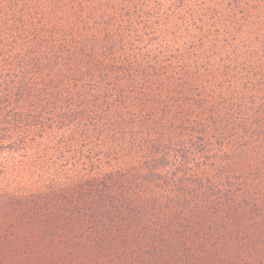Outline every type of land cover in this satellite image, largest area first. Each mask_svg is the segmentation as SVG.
Wrapping results in <instances>:
<instances>
[{
	"label": "rangeland",
	"instance_id": "rangeland-1",
	"mask_svg": "<svg viewBox=\"0 0 264 264\" xmlns=\"http://www.w3.org/2000/svg\"><path fill=\"white\" fill-rule=\"evenodd\" d=\"M109 1L107 12L91 10L92 21L108 15L117 48L92 62L134 75L152 61L159 72L146 73L149 83L112 73L63 82L58 101L28 96L48 88L41 67L50 63L39 54L31 67L29 58L56 29L53 2L28 0L3 17L0 264H264V186L240 166L251 108L224 79L225 57L245 41L240 31L198 19L187 0L134 10ZM92 28L91 38L65 41L101 45ZM193 57L199 70L216 69L204 84L184 77ZM150 96L148 133L139 124L150 111L139 100Z\"/></svg>",
	"mask_w": 264,
	"mask_h": 264
},
{
	"label": "trees",
	"instance_id": "trees-1",
	"mask_svg": "<svg viewBox=\"0 0 264 264\" xmlns=\"http://www.w3.org/2000/svg\"><path fill=\"white\" fill-rule=\"evenodd\" d=\"M27 1L28 0H0V33H2L4 29V15L8 13L9 10L15 12L14 10H18L24 6ZM40 1L41 3L45 2L47 4L53 2L54 5L52 6L57 13L54 15L55 17L49 16L55 18L56 29H52L53 32L49 34L50 37L47 38L46 41L45 39L43 40L44 45L46 44L45 47L38 46L39 53L29 58L31 67L35 65L36 56L39 54L41 64L43 60L51 64H47L43 68L41 67L43 84H48V88H43L44 91L41 89V91L39 90L37 92L30 90L28 94L29 99L43 100L44 97L49 96L50 98H54L55 101H58V99L62 98L61 96L56 98L57 93L55 92L59 87L61 88L64 86L63 82L73 81V83H81L85 78L89 77L99 78V80L103 82L111 78L109 74L112 73L117 75L124 74L126 76L129 74L127 78L128 82L136 83L138 81L139 83H149L148 80L150 79L145 76L146 73L149 71L151 73L159 72V67L152 61L149 63L151 65L150 69L147 71H140L138 69L134 75L131 70L129 73L126 69L115 71V68L112 67L110 63L98 64V62H92L93 55L96 51V53L105 56L110 55L113 51H116L115 49L117 48L115 40L109 37L111 20L108 18V15L104 18L96 19V22L100 20L97 23L92 21L93 13L91 10H95V12L97 10L103 13L104 11L107 12V5L110 4L109 0ZM40 1L37 0V3L39 4ZM144 1H147V3L149 2V0H124L122 6L134 10L138 9L137 3ZM33 2H36V0H30V3ZM186 3L196 4L197 10H195L194 16L198 19L212 18V22L217 21L223 28L232 24L233 26L231 27L240 31L241 39L243 38V40H245L242 43L240 41L236 44L238 48L234 47L231 50V54L228 53L227 57H225L226 61L230 63L231 71H224L226 73L224 79H229L233 89L232 94L238 93L239 96H243L246 100V105L251 108V112L246 119L247 122H250L249 127L252 128V132H250L251 137L249 138H246L245 135L241 133L242 136L247 139V143H245V146L241 149L245 163L240 166L243 167L244 170H254L255 173L251 179L245 180H250L254 183L259 182V184H261L260 186H264V113L261 112L264 108V0H187L185 4ZM25 13L29 15V11H25ZM26 19L29 18L27 17ZM20 22L21 23L15 22L13 25L26 24V22L22 20H20ZM27 24L31 26V23H28V21ZM93 24H96L99 28L100 35L102 34L104 36V41L101 45H93V43L88 42L87 39H83L81 42L74 43L73 45H70L69 41H65L72 37L81 39L87 38L88 36V38H91L93 36ZM19 32L21 33V30ZM245 43H249L253 48L248 46L243 47ZM63 61L67 62L65 68L62 67V64H64ZM186 62L184 77L190 82V85H193L194 82L204 84L208 80L207 76L209 77L214 73L212 71L216 70L213 66L207 69L205 68L206 70H199L203 62L201 57L189 58L186 59ZM223 62L221 64L224 67L226 63ZM47 66H51V69H47ZM66 68L68 70H63ZM144 69L145 68L141 70ZM43 70L47 71L45 72ZM228 72L231 73L230 76L227 75ZM28 73L27 71L25 77ZM204 87L205 88L202 87L203 91L207 89V86ZM47 91L49 94H45ZM210 93L213 94V91ZM53 94L54 97H52ZM69 95L72 94L67 93V96ZM72 98L73 96L70 97V99ZM148 98L139 100L141 106L146 107L148 111H150L145 114V117L142 118L144 121L139 125H141V129L148 130V133H151L152 129H149L151 127L149 122L155 102L151 105L154 98H151V96ZM120 105H122L125 110L128 109L126 101ZM170 113L171 112L168 114ZM246 128H248V125ZM246 128L242 127L241 130L247 131ZM256 173L257 175L255 176ZM121 205H125L128 209L135 210L128 199L122 201ZM142 208L143 207H141V209ZM253 232L256 234L258 233L257 230Z\"/></svg>",
	"mask_w": 264,
	"mask_h": 264
}]
</instances>
